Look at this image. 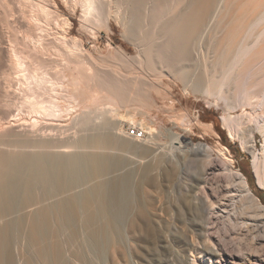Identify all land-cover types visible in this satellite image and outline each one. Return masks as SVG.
<instances>
[{"label": "bare ground", "instance_id": "6f19581e", "mask_svg": "<svg viewBox=\"0 0 264 264\" xmlns=\"http://www.w3.org/2000/svg\"><path fill=\"white\" fill-rule=\"evenodd\" d=\"M218 6L221 22L209 42L213 55L207 62L206 53L204 83L190 84L192 41ZM78 12L83 29L96 18L111 29L113 18L134 31L142 68L86 52L71 35ZM144 68L157 80L181 79L193 92L222 102L229 112L224 125L253 153L264 187V144L260 152L249 145V133L264 136V0H0V264H62L60 233L66 232L70 245L83 239L91 223L106 229L104 256L114 263L128 252L135 257L144 237L173 221V211L157 202L160 186L155 189L142 169L160 156L168 170L178 157L200 152L213 163L217 153L171 129L170 142L161 143L154 126L135 118V110L146 114L158 106L154 93L165 92ZM243 108L248 112L232 116ZM196 123L217 134L213 124ZM129 126L150 135L133 138ZM220 149L226 174L238 179L242 193L230 194L219 211L221 238L212 233V212L202 216L200 236L210 264L233 254L229 233L240 238V257L244 250L250 257L264 255V204L247 176L235 171L230 152ZM122 163L132 170L131 183L114 179ZM212 163L200 183L209 184ZM170 173L163 177L169 180ZM196 189V198L213 209L206 186ZM242 231L249 242L240 241ZM198 236L188 240L192 251L201 243ZM192 256L188 264H198Z\"/></svg>", "mask_w": 264, "mask_h": 264}, {"label": "rangeland", "instance_id": "374dc122", "mask_svg": "<svg viewBox=\"0 0 264 264\" xmlns=\"http://www.w3.org/2000/svg\"><path fill=\"white\" fill-rule=\"evenodd\" d=\"M61 5L62 8H66L64 4ZM66 12L69 14L68 10ZM74 16L72 18L71 35L81 40L86 52L109 61H121L125 67L142 68V64L140 65L138 62L140 47L137 44L134 31L125 29L120 22L113 18L111 19V29H107L102 25L105 20L103 18H96L90 27L83 29L80 13L78 12ZM220 19L221 13L218 6L206 27L192 41L190 55V79L192 80L190 84L204 83L205 64L212 59L213 55L209 42L219 29ZM208 52L209 59L206 62V53ZM144 69L143 72L146 78L149 81L154 79L157 83L160 81L163 92H165L163 96L154 93L159 104L151 110L152 112L149 110L148 115H146L147 113L143 114L142 110H140L141 113L139 110H135L136 113L132 110L136 114L135 118L138 120L144 119L149 126H154L153 128H155L156 135L161 143L170 142L167 135L168 129H171L182 134V136L184 135L183 138L186 142L201 144L206 149H210L212 153H217L216 159L212 163L210 157L205 155L206 158L204 159L200 152L191 153L174 159L175 161L170 165L172 169L167 170L163 167L165 166L164 156H160L157 160L151 161L156 164L155 166L142 169V175L153 182L155 189L157 185L160 186L161 193L158 194L157 202L172 210L174 219L170 223H161L156 226L154 232L144 237L139 246L133 250V252H137L134 254L135 257L128 252L126 255L119 257L114 263L110 258L106 261L104 256L107 242L106 229L101 225L91 223L84 232L83 239L78 236L75 243L70 245L67 243L66 232L62 231L60 233V239L64 245L62 264H74V255L80 257V259H77V262H80L79 264H188V261L190 263L193 261L192 255L196 257L198 264H210L209 257L203 251L202 237L200 236V233H203L200 227L204 219L202 216L206 212H212L209 214L214 216L212 219L214 221L212 233L215 238H221V236H224V230L222 229L221 219L218 218L220 216L219 211L225 202H229L230 194L239 195L242 193L238 179L233 176L229 177L226 174V166L223 163L226 157H222L220 148L227 149L228 153L230 152L229 156L234 161L235 171L247 176L252 191L264 204V187L259 184L256 177L253 153L243 147L239 138L232 137L228 128L224 125V117L229 112L223 103L216 104L214 99L204 96L202 92L195 90L193 92L192 88L184 86L181 79L163 76L160 80H157L146 68ZM129 75L133 76L135 74L130 73ZM189 89L192 92H189ZM147 91L142 90V93L146 94ZM165 93L168 96L166 95L164 98ZM132 111L131 114L134 115ZM124 112L126 113V111ZM247 112L248 110L243 108L233 112L232 116ZM183 115L188 117L185 123L180 120ZM197 119L204 124H213L217 134L206 133L203 124L198 125L196 123ZM149 135L147 132L146 136ZM249 136L251 140L249 145H252L256 152H260L264 144L263 134L255 130L254 133H249ZM207 163L212 164L208 170L209 184L206 185L203 182L200 183L199 176ZM169 173L172 177L166 180L163 175ZM130 176H132L130 166H125L122 163L114 179L120 183L126 178V182L131 183ZM197 186L200 188L206 186L210 200L214 201L213 209H209L204 201L201 202L196 198L197 193L200 194V191L197 192ZM259 229L257 228V230ZM245 233L246 231L239 233L240 237L243 238L240 241L247 243L249 242V236ZM198 234L201 243H198V248L192 251L189 249L188 240H192ZM86 235L93 237L94 242L89 243ZM259 235L264 237L263 232H260ZM239 239L235 233H229L227 236L228 247L233 254L229 253L226 258L214 260L213 264H264V255L250 257L244 250L242 252L243 256L240 257L238 254L239 245L237 244ZM121 241L123 248H125L124 241ZM231 255L235 256V259Z\"/></svg>", "mask_w": 264, "mask_h": 264}, {"label": "built area", "instance_id": "2783aa9c", "mask_svg": "<svg viewBox=\"0 0 264 264\" xmlns=\"http://www.w3.org/2000/svg\"><path fill=\"white\" fill-rule=\"evenodd\" d=\"M128 134L136 139H144L147 135L145 129L140 127H128Z\"/></svg>", "mask_w": 264, "mask_h": 264}]
</instances>
